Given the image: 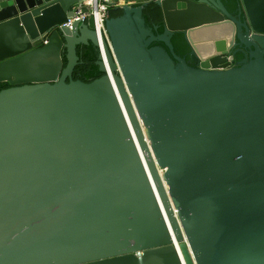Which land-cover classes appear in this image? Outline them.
I'll return each mask as SVG.
<instances>
[{
  "label": "water",
  "instance_id": "obj_1",
  "mask_svg": "<svg viewBox=\"0 0 264 264\" xmlns=\"http://www.w3.org/2000/svg\"><path fill=\"white\" fill-rule=\"evenodd\" d=\"M122 1L116 64L80 0H0V264H264V0Z\"/></svg>",
  "mask_w": 264,
  "mask_h": 264
},
{
  "label": "trees",
  "instance_id": "obj_2",
  "mask_svg": "<svg viewBox=\"0 0 264 264\" xmlns=\"http://www.w3.org/2000/svg\"><path fill=\"white\" fill-rule=\"evenodd\" d=\"M223 2L231 13L236 14V0H223ZM122 15L123 12L120 9L108 10V18L110 19L117 18ZM144 18L147 27H151L153 29L157 28V30H154L155 35L163 34L165 25L160 7L156 6L155 4H150L144 11ZM172 45L177 56L185 59L190 67L196 68L195 63H197V60L195 56L192 55L190 45L188 44L183 33H176L173 36ZM152 46H161L169 52V49L163 43H154ZM77 54L79 57V64L73 73L74 81L91 84L104 77L105 74L98 66L100 51L94 43L89 42L88 45H79L77 47ZM243 58L244 56L242 54H238L235 58V64H238V62L243 60ZM63 62L64 67H66V53L63 54ZM7 89H10V86L7 83L0 84V92Z\"/></svg>",
  "mask_w": 264,
  "mask_h": 264
},
{
  "label": "built area",
  "instance_id": "obj_3",
  "mask_svg": "<svg viewBox=\"0 0 264 264\" xmlns=\"http://www.w3.org/2000/svg\"><path fill=\"white\" fill-rule=\"evenodd\" d=\"M125 5V2L122 0H80V3L73 8L74 15L70 16L68 20L59 26L60 28H72L76 23L85 24L91 17H96L100 32L102 34L103 40L105 42L106 48L109 49L111 55L113 56L115 63L117 64L116 57L113 51V46L111 39L106 30L105 21L103 16L108 15V10L110 8H121ZM132 6H137L138 3L132 1L130 3ZM86 8L85 12L83 9ZM46 44V41H44ZM117 73L121 74L119 66L117 65ZM162 173V172H161ZM163 174V173H162Z\"/></svg>",
  "mask_w": 264,
  "mask_h": 264
},
{
  "label": "flooded vegetation",
  "instance_id": "obj_4",
  "mask_svg": "<svg viewBox=\"0 0 264 264\" xmlns=\"http://www.w3.org/2000/svg\"><path fill=\"white\" fill-rule=\"evenodd\" d=\"M197 66H198V61H197V63H195V67L197 68Z\"/></svg>",
  "mask_w": 264,
  "mask_h": 264
},
{
  "label": "crops",
  "instance_id": "obj_5",
  "mask_svg": "<svg viewBox=\"0 0 264 264\" xmlns=\"http://www.w3.org/2000/svg\"><path fill=\"white\" fill-rule=\"evenodd\" d=\"M110 9H114V8H110Z\"/></svg>",
  "mask_w": 264,
  "mask_h": 264
},
{
  "label": "bare ground",
  "instance_id": "obj_6",
  "mask_svg": "<svg viewBox=\"0 0 264 264\" xmlns=\"http://www.w3.org/2000/svg\"><path fill=\"white\" fill-rule=\"evenodd\" d=\"M161 175H162V173H161Z\"/></svg>",
  "mask_w": 264,
  "mask_h": 264
}]
</instances>
